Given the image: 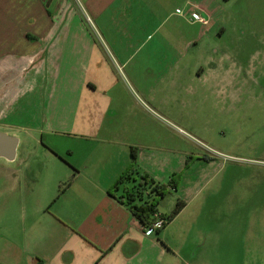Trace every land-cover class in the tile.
Masks as SVG:
<instances>
[{"label":"crops","instance_id":"0c3cea01","mask_svg":"<svg viewBox=\"0 0 264 264\" xmlns=\"http://www.w3.org/2000/svg\"><path fill=\"white\" fill-rule=\"evenodd\" d=\"M47 1L0 0V132L17 137L18 149L28 130L74 134L100 154L80 157L72 166L49 157L48 171L41 168L39 174L15 169L24 157L0 158V197L10 196L11 214L4 219L0 213V264H178V252L155 231L148 234L110 194L122 195V188L113 192V186L131 172L136 179L140 174L158 183L162 179L141 158L143 148L158 146L146 143L130 124L137 104L123 114L113 107L110 91L115 66L122 63L130 65L135 85L141 67L149 68L150 85L140 94L155 98L162 82L150 69L161 68L157 52L163 45L148 44L146 37L159 33L173 16L164 12L172 0H51L48 6ZM185 1L204 17L215 13L213 0ZM173 17L170 35L179 30ZM202 80L217 82L216 93L226 99V71ZM20 209L21 220L14 219Z\"/></svg>","mask_w":264,"mask_h":264},{"label":"rangeland","instance_id":"374dc122","mask_svg":"<svg viewBox=\"0 0 264 264\" xmlns=\"http://www.w3.org/2000/svg\"><path fill=\"white\" fill-rule=\"evenodd\" d=\"M213 1L215 13L205 12L204 17L185 0H172L164 12L178 17L179 30L170 35L172 16L159 33L147 35L146 43L163 45L157 52L161 68L150 69L162 82L154 99L140 94L150 85L149 68L141 67L135 85L130 65L124 68L122 63L115 66L110 94L113 107L123 114L137 104L130 124L140 129L137 133L146 143L158 146L156 151L143 148L144 166L162 178L161 184L173 180L178 187L167 189L158 211L169 215L178 201L186 204L155 233L178 252V264H264V0ZM193 12L208 24L191 25ZM171 43L177 48L171 49ZM224 71L225 100L216 93L217 82L202 80ZM172 81L177 82L173 88ZM21 142L17 155L26 160L14 166L20 173L47 172L49 157L70 164L100 154L81 145L74 134L43 128L28 130ZM9 199L0 197L4 219L11 218ZM20 213L14 211L13 218L21 220Z\"/></svg>","mask_w":264,"mask_h":264},{"label":"trees","instance_id":"16d2710c","mask_svg":"<svg viewBox=\"0 0 264 264\" xmlns=\"http://www.w3.org/2000/svg\"><path fill=\"white\" fill-rule=\"evenodd\" d=\"M134 151L135 149L132 151L133 160L136 159ZM132 175V172L125 174L114 184L113 192L122 188L123 193L120 197L112 192L110 194L120 203L125 204L132 215L145 228H153L158 221L156 216H159L163 221V225L156 228L155 232L160 233L185 208L186 204L183 201H178L169 215L159 214L157 210V205L165 197L167 189L177 190L178 187L173 184V180L170 181L169 185H163L154 181L147 174H140L139 179L132 178ZM65 186L60 189V194L64 192Z\"/></svg>","mask_w":264,"mask_h":264},{"label":"water","instance_id":"95a60500","mask_svg":"<svg viewBox=\"0 0 264 264\" xmlns=\"http://www.w3.org/2000/svg\"><path fill=\"white\" fill-rule=\"evenodd\" d=\"M50 1H47V6ZM18 146L19 139L17 137L0 132V158L6 159L7 161H14L17 156Z\"/></svg>","mask_w":264,"mask_h":264},{"label":"built area","instance_id":"2783aa9c","mask_svg":"<svg viewBox=\"0 0 264 264\" xmlns=\"http://www.w3.org/2000/svg\"><path fill=\"white\" fill-rule=\"evenodd\" d=\"M190 21L192 23L198 22V23L202 24L203 26L208 24V21L205 18H203L201 15H198L195 12L191 13ZM156 217L158 219L157 224L155 226H153V228H146L148 234L154 232L156 228H159L163 225V221L159 218V216H156Z\"/></svg>","mask_w":264,"mask_h":264}]
</instances>
